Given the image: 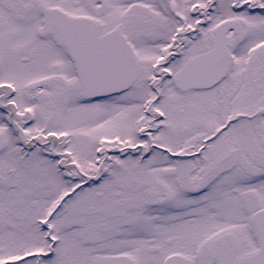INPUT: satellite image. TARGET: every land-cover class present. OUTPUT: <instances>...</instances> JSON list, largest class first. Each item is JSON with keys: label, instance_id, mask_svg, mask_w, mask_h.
I'll list each match as a JSON object with an SVG mask.
<instances>
[{"label": "snow or ice", "instance_id": "1", "mask_svg": "<svg viewBox=\"0 0 264 264\" xmlns=\"http://www.w3.org/2000/svg\"><path fill=\"white\" fill-rule=\"evenodd\" d=\"M0 264H264V0H0Z\"/></svg>", "mask_w": 264, "mask_h": 264}]
</instances>
